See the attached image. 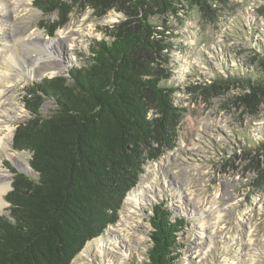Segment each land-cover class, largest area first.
Masks as SVG:
<instances>
[{"label":"rangeland","instance_id":"374dc122","mask_svg":"<svg viewBox=\"0 0 264 264\" xmlns=\"http://www.w3.org/2000/svg\"><path fill=\"white\" fill-rule=\"evenodd\" d=\"M172 1V10L154 8L157 16L151 22L160 31L162 46L151 64L166 69L162 80L182 109L176 145L143 166L135 188L145 184L143 192L150 199L145 195L136 206L124 199L118 224L100 234L112 235V229L127 224L128 236L114 238L116 248L113 242L111 251L101 253L89 240L70 264L147 261L149 218L152 205L160 202L171 220L183 222L173 264H264V89H253L254 81L264 78V0ZM56 17L42 15L32 0H0L1 135L11 128L13 136L16 125L28 119L22 102L26 88L83 66L94 41L110 40L117 25L136 15L81 0L52 36L39 23ZM36 30L43 35L34 40ZM59 30H74L71 46L59 40ZM17 35L32 38L36 47L48 46L63 69L35 73L27 58L34 48L20 44ZM51 39L63 47L54 50ZM7 54L20 66L11 68ZM52 109L50 99L45 100L43 115ZM12 136L6 140L10 149L0 148V165L10 172L17 166L11 152L23 160L30 157L12 149Z\"/></svg>","mask_w":264,"mask_h":264},{"label":"trees","instance_id":"16d2710c","mask_svg":"<svg viewBox=\"0 0 264 264\" xmlns=\"http://www.w3.org/2000/svg\"><path fill=\"white\" fill-rule=\"evenodd\" d=\"M81 0H32L40 27L53 36ZM126 15L109 39L94 41L83 66L41 78L25 89L28 119L16 125L11 146L28 152L33 174L12 172L0 214V264H70L90 240L117 222L127 192L147 161L176 145L182 117L152 65L162 46L151 22L154 8L172 10V0H91ZM264 69V63L262 65ZM253 89H264V78ZM53 109L43 115L45 100ZM152 205V246L141 264H173L182 221Z\"/></svg>","mask_w":264,"mask_h":264},{"label":"bare ground","instance_id":"6f19581e","mask_svg":"<svg viewBox=\"0 0 264 264\" xmlns=\"http://www.w3.org/2000/svg\"><path fill=\"white\" fill-rule=\"evenodd\" d=\"M33 34L35 35V37L33 38L34 40H37V37L40 38L43 35V33L40 30H36V32H34ZM59 34H61V37L59 40L63 41V43H65L66 47L71 46V44L73 43L74 38H75L74 30H70L68 32H64L62 30H59ZM18 35H20V33ZM15 39L19 40L21 42L20 44H23L24 46L34 48V50H33L34 54L28 55L27 58L32 60L31 62L33 64L34 72L35 73L38 72V75L42 74L45 71L50 70V68L52 69V71L50 70L52 73L59 72L63 69V66L60 65V63L58 64L57 61L55 60L57 55L55 54V52L52 53V51L47 48L48 46L39 45L36 47L35 41L32 38H24V37L18 36V38H15ZM49 44H51V47L54 50H56L55 48L57 46L63 47V45H61L62 42L55 40V39H51ZM11 57H12V55L9 56V54H7L4 57V58L10 59L9 60V62H10L9 66L11 68H14L16 66V63L18 66H20V64L18 63V60L12 59ZM20 58L23 61L25 60V58L22 57L21 55H20ZM53 60H55L56 62ZM0 80H1V76H0ZM1 93H2V90L0 91V99H1ZM11 136H12V129L11 128H6V132L4 133V135H1V129H0V148L1 149H3V150H5V149L9 150L10 149V146L7 143V141L11 139ZM9 158L15 164H17L21 170H25V171L30 170L28 161L21 159L19 153H16V152L12 153L11 152L9 154ZM10 185H12V172H10V170L7 169L6 167H3L0 165V214L4 212V210L7 206V203L5 201V196L10 189ZM143 189H145V184L140 182V184L135 189H131L130 191H128L126 198H125L126 204L133 203L136 206L138 203L141 202V200L145 197V195H147V197H148V193H146V191H145V193H146L145 194L143 192ZM148 199H150V197H148ZM120 227L121 228H118V230L112 229V235L110 233L106 237H104L103 235H99L97 238H94L92 240L93 244H96V246L98 248V249H96L97 252L101 253L102 250H105V249H107L108 251H111L112 249H108V248H109V245H111L113 242H114V249H115L116 245H115V241L113 239L116 238L118 241V238H120V236H122L123 239L125 236H128V233L124 232L125 230H127V224H122V225H120Z\"/></svg>","mask_w":264,"mask_h":264},{"label":"water","instance_id":"95a60500","mask_svg":"<svg viewBox=\"0 0 264 264\" xmlns=\"http://www.w3.org/2000/svg\"><path fill=\"white\" fill-rule=\"evenodd\" d=\"M16 165H17V164H16ZM16 170L20 171L21 173L31 174V173H29V171L21 170L20 167H19L18 165L16 166ZM134 188H135V187H134ZM10 189H11V186H10ZM10 189H9V190H10ZM127 193H128V192H127ZM7 205H8V204H7ZM3 213H5V212H3ZM3 213H1V214H3Z\"/></svg>","mask_w":264,"mask_h":264}]
</instances>
